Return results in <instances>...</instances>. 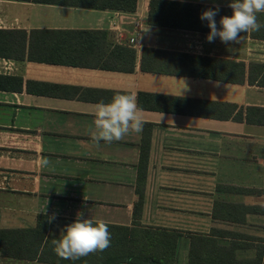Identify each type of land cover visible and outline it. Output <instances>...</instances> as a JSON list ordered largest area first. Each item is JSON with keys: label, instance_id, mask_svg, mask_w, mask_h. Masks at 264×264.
Instances as JSON below:
<instances>
[{"label": "crops", "instance_id": "1", "mask_svg": "<svg viewBox=\"0 0 264 264\" xmlns=\"http://www.w3.org/2000/svg\"><path fill=\"white\" fill-rule=\"evenodd\" d=\"M168 1L224 8L218 28L232 15V0ZM150 3L122 12L0 0V30L85 32L36 40L24 59L0 57V229L35 227L40 214L55 215L60 227L82 212L107 224L180 232L177 264H188L190 234L239 246L235 256L248 264L264 246V214L241 223L215 219L213 209L221 197L264 207V195L217 193L220 184L264 190V123L246 116L248 108L264 109V69L249 70L264 65V40L248 32L239 43L208 42L209 31L151 25ZM200 16L160 18L208 27ZM145 48L242 63L244 81L145 72ZM117 93L136 96L143 131L97 146L88 134L94 106ZM141 159L148 166L137 213ZM0 264L46 263L0 251Z\"/></svg>", "mask_w": 264, "mask_h": 264}, {"label": "trees", "instance_id": "2", "mask_svg": "<svg viewBox=\"0 0 264 264\" xmlns=\"http://www.w3.org/2000/svg\"><path fill=\"white\" fill-rule=\"evenodd\" d=\"M30 2L46 5L65 7L109 9L122 12H135L138 0H11ZM216 7L183 3L168 0H151L150 19L151 25H167L187 29H202L210 31L208 27L180 24L176 21L161 19L162 14L184 13L202 14L208 9ZM226 11L219 8V12ZM258 21L264 23V13H258ZM172 18H174L172 16ZM164 20V21H163ZM83 35L85 32H59V31H33L28 33L21 29L0 30V57L12 59H24L31 44L36 41H44L49 36ZM241 36L244 35L242 32ZM254 39L264 40V32H251ZM35 39V40H34ZM28 48V49H27ZM126 50V49H125ZM132 54L134 51L126 50ZM179 58V59H176ZM126 65V61H123ZM173 64H177L173 66ZM245 65L232 61L209 59L204 57L189 56L183 54H171L158 52L145 48L142 55V70L149 73L179 75L189 77L212 78L223 82L242 83L244 81ZM251 70L264 69V65L252 64ZM251 111L264 109L248 108L247 120L253 123H264V119H250ZM243 111L236 116L237 120H243ZM148 160L141 159L138 164V193L139 205L136 211L141 212L143 190L146 181ZM217 193L235 194L247 196L264 195V190L244 188L231 185H218ZM249 214H264V207L260 205L229 202L226 198H217L215 201L213 216L215 219L225 221L246 222ZM135 216V212H134ZM48 215H38L37 224L31 228L0 229V251L5 257L38 259L46 264H177V245L181 233L165 229H135V226H120L107 224L111 233V246L103 251L89 254L77 260L61 259L53 250L51 241L62 236L66 225L74 220H64L62 226H56L54 220L48 222ZM228 235L230 232H222ZM212 236L190 234V251L188 264H244L235 253L239 246L230 244L222 245ZM241 247V246H240ZM260 255L248 264H264V246L258 247Z\"/></svg>", "mask_w": 264, "mask_h": 264}, {"label": "clouds", "instance_id": "3", "mask_svg": "<svg viewBox=\"0 0 264 264\" xmlns=\"http://www.w3.org/2000/svg\"><path fill=\"white\" fill-rule=\"evenodd\" d=\"M232 9L231 16H222L217 27L215 20L219 7L204 11L200 19L207 21L210 29L206 40L213 42L217 37L225 44L239 43L241 33L258 32L264 28V23L258 21V13H264V0H232L228 4ZM147 31L148 29H144ZM142 109L138 107L137 98L132 94L117 93L112 100H103L94 106L93 125L88 134L98 146L100 141L111 143L121 141L130 132L139 134L143 131L144 122L140 115ZM50 161L41 158L40 165L48 166ZM55 215L50 216L51 223ZM59 239L51 241L54 252L61 259L77 260L96 252H103L111 246V233L104 220L84 218L78 212L74 222L63 229Z\"/></svg>", "mask_w": 264, "mask_h": 264}]
</instances>
